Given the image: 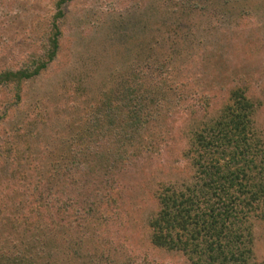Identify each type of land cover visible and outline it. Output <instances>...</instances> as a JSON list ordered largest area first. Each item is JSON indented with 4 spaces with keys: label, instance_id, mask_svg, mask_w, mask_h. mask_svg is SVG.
<instances>
[{
    "label": "rangeland",
    "instance_id": "obj_1",
    "mask_svg": "<svg viewBox=\"0 0 264 264\" xmlns=\"http://www.w3.org/2000/svg\"><path fill=\"white\" fill-rule=\"evenodd\" d=\"M54 21L61 37L49 62ZM39 61L46 66L37 76L0 86V237L27 240L36 229L48 240L37 250L52 264H264V204L244 208L236 189L240 231L228 232L232 247L218 260L208 250L216 246L209 224L200 233L179 228L162 247L148 225L163 192L193 196L196 217L217 201L199 166L211 155L191 139L221 129L209 124L224 115L232 90L253 105L256 132L247 134L264 146V0H0V75ZM151 62L192 91L150 134L154 152L120 168L118 149L86 117L105 90ZM238 158L258 185L264 153ZM21 216L45 221L15 225Z\"/></svg>",
    "mask_w": 264,
    "mask_h": 264
},
{
    "label": "trees",
    "instance_id": "obj_2",
    "mask_svg": "<svg viewBox=\"0 0 264 264\" xmlns=\"http://www.w3.org/2000/svg\"><path fill=\"white\" fill-rule=\"evenodd\" d=\"M66 1L69 0H62V3ZM60 15H63L62 10L58 16ZM60 35L59 25L57 21H54L52 34L48 38L49 49L46 52V58L49 62L54 59L57 53ZM37 63L33 64L34 67L20 70L17 73H2L0 75V86L37 76L45 68L46 62L39 61ZM154 63L147 64V69L133 70L134 76H130L131 78L121 83L118 88L112 86L110 89L105 90L97 104L90 107L91 111H88L86 117L88 118V125L92 126L91 131L95 129L102 138L108 140V144L113 145V149H118V160L116 162L120 168H124L128 160L135 155H140L141 152H154L156 147L150 140V134L158 132L165 120L174 115L175 108L183 105L182 101L185 100L183 94L187 93L188 89L192 91L191 86L177 82L172 78L171 72L164 71V68L162 70L154 67ZM226 105L224 115L215 118L212 120L213 123L209 124L212 130H215L216 127L221 128L218 132H214L216 135L212 132H200L191 139L193 146L201 147L202 152L211 155L210 158L205 160L202 157L199 166L202 167V172L207 177L209 176L208 182L211 180L213 182V184L208 183L209 187L214 189L209 201L213 198L217 201H212L207 207L205 206L201 215L196 217V215H193V210L199 206V202L193 196L186 197L185 194L183 195L177 190L161 193L159 197L161 206L159 214L153 215L148 222V225L154 231L151 240L156 246H167L170 241L174 242V238H177L174 237L175 231L179 228L183 230L191 225L195 226L194 230L200 233L209 224L210 229H207L214 231V244L216 246L214 248L212 244L208 250L213 253V258L218 260L217 256L223 255L227 248L232 247H228V243L232 241L228 237V232L239 233L240 231L236 227L239 223L237 221L238 215L235 212L238 207L235 208L233 201L237 198L231 199L232 194L230 192L236 189L234 191L244 195L243 199L238 200L244 208H247V205L264 204V177L256 185L255 176L253 177L248 169L244 167V164H241L242 158L240 160L239 158L236 159L238 153L245 157L256 149L259 150L261 156L264 153L261 152L262 148L264 149L261 139L253 136L255 139L254 142H251V137L247 134V132H256L252 125V116L249 115L253 105L247 99L245 92L239 89L230 92ZM223 130H226V132L221 134ZM255 140L258 143H255ZM232 141H235L236 145ZM231 144H233V147ZM60 167L53 170L63 171L62 166ZM115 167L117 168V166ZM111 168L113 169L114 166ZM255 169L257 170L256 176L263 173L261 165L256 166ZM211 176L212 179L210 180ZM196 188H193V190H196ZM226 190H228V195L225 194ZM200 191L203 195L209 196V193L207 194L201 189ZM221 193H224V195ZM233 194L235 195V193ZM197 198L201 199L202 197ZM238 202H236V205ZM30 205L28 206L30 207ZM206 209H209V212H206ZM64 211L58 212L55 218L57 221L65 217ZM26 217L17 218L14 222L15 225L23 223L26 226H33V229H35L39 221H45L40 216H35L34 219H26ZM202 226L204 228H200ZM19 234L23 235L22 232ZM36 234L35 229L32 237L27 240L22 238L20 241L19 237L16 238L18 240L13 237L10 239L0 237V264H39V259L41 264H52L51 257H48L50 254L40 255L39 250H37V246L43 248L47 244L45 242L48 241L46 240L47 237H40ZM235 239L239 240L240 237L233 235V240ZM58 242H60V239ZM233 246H235V242ZM81 263L78 261L77 264ZM194 264L197 263L194 262Z\"/></svg>",
    "mask_w": 264,
    "mask_h": 264
}]
</instances>
